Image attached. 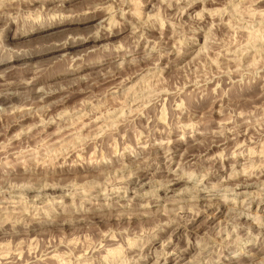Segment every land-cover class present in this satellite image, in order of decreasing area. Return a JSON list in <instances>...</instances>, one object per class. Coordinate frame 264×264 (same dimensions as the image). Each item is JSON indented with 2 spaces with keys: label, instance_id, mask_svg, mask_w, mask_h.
I'll list each match as a JSON object with an SVG mask.
<instances>
[{
  "label": "rangeland",
  "instance_id": "374dc122",
  "mask_svg": "<svg viewBox=\"0 0 264 264\" xmlns=\"http://www.w3.org/2000/svg\"><path fill=\"white\" fill-rule=\"evenodd\" d=\"M0 59V264H264V0H0Z\"/></svg>",
  "mask_w": 264,
  "mask_h": 264
},
{
  "label": "bare ground",
  "instance_id": "6f19581e",
  "mask_svg": "<svg viewBox=\"0 0 264 264\" xmlns=\"http://www.w3.org/2000/svg\"><path fill=\"white\" fill-rule=\"evenodd\" d=\"M50 1V0H49ZM33 2V1H32ZM74 17V16H73ZM88 17H89V15H88ZM88 17H86V18H88ZM69 20V19H68ZM67 20V21H68ZM77 20H79V19H77ZM77 20H75V21H77ZM71 21V20H70ZM58 23V22H57ZM49 25V24H48ZM47 24L46 25H42V26H40V27H37L36 29H39V28H43V27H46V26H48ZM24 26V25H23ZM33 30H35V28H32V29H28V30H25V32H30V31H33ZM103 33V32H102ZM95 34L96 35H94V36H87L86 38H84V40H93V41H98V40H100V39H102V38H107L105 35H100V34H98V33H96L95 32ZM27 36V35H26ZM71 36V35H70ZM109 37V36H108ZM69 38V37H68ZM67 38V39H68ZM72 38H73V36H72ZM81 38V37H80ZM71 40V39H70ZM76 40V39H75ZM58 41V40H57ZM66 42H69V41H67L66 40ZM63 42H55V43H53V45H51L50 47H47L45 50H47V49H53V48H60V47H62V45H64V43L62 44ZM65 46V45H64ZM67 46V45H66ZM96 46H98V45H96ZM91 47V46H90ZM47 53V52H46ZM14 56V55H13ZM8 58H10V59H12L13 57H11V56H9ZM4 59H0V61H3ZM3 95H4V93H3ZM43 98V97H42ZM3 99V97H2V95L0 96V100H2ZM99 119V118H98ZM176 180V179H175ZM174 182V181H173ZM169 183V182H168ZM168 185H171L170 183L168 184ZM168 188V187H167ZM213 204V203H212ZM152 242V241H151ZM260 243V242H259ZM250 260V259H249Z\"/></svg>",
  "mask_w": 264,
  "mask_h": 264
}]
</instances>
